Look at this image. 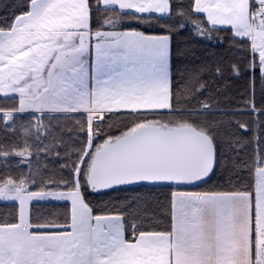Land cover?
<instances>
[{"label": "snow or ice", "instance_id": "6c2138e0", "mask_svg": "<svg viewBox=\"0 0 264 264\" xmlns=\"http://www.w3.org/2000/svg\"><path fill=\"white\" fill-rule=\"evenodd\" d=\"M0 264H264V0H0Z\"/></svg>", "mask_w": 264, "mask_h": 264}]
</instances>
